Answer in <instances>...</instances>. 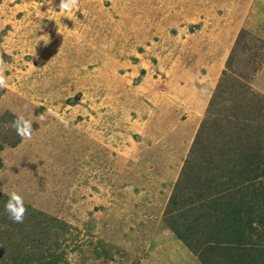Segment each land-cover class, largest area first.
<instances>
[{
	"label": "rangeland",
	"instance_id": "rangeland-1",
	"mask_svg": "<svg viewBox=\"0 0 264 264\" xmlns=\"http://www.w3.org/2000/svg\"><path fill=\"white\" fill-rule=\"evenodd\" d=\"M59 4L0 0V264L44 251L56 264H201L165 213L196 217L212 179L205 211L239 194L256 213L246 241L264 249V0ZM17 116L31 140L10 126ZM12 192L27 209L19 230ZM206 224L194 234L208 241ZM34 237L47 241L31 262L18 255Z\"/></svg>",
	"mask_w": 264,
	"mask_h": 264
},
{
	"label": "trees",
	"instance_id": "trees-1",
	"mask_svg": "<svg viewBox=\"0 0 264 264\" xmlns=\"http://www.w3.org/2000/svg\"><path fill=\"white\" fill-rule=\"evenodd\" d=\"M239 159L241 160L242 158ZM232 161L233 162L231 167L233 168L235 167L233 165L237 163V160ZM253 162H251L250 164L252 165ZM219 164H216L214 170L218 171L219 168L221 169ZM184 177L186 178V174ZM232 180L235 179L233 178L231 179V181ZM245 180L251 181V179L249 178H246ZM209 183L210 185L208 186V188L198 189L203 194L198 193V205H194L191 209L197 210L198 208H202L203 211L198 213L196 217H192V215L187 216L185 213L181 212L173 216L172 214H174V212L178 210L170 211L169 209V211L165 213V222L168 228L174 233L175 237L185 245V247L196 257V259L201 264H264L263 247L254 246L253 244L248 243L251 241H246L247 221H244V214L246 216L249 213L255 215L256 213H251V210H243L239 207L242 204L243 200L242 196L240 197L239 194L235 197L231 196L226 203L224 202L225 206L221 208L217 205L220 204L217 203L218 200L212 201L209 205L210 207H212L211 210L213 211L210 210V212H206L204 206L205 202L208 201V199L206 198L207 195L205 196V194H210L212 192L218 193V188L220 184H222L220 181H217V179H212V182H208L206 184ZM253 184L254 183L250 184V202L254 201L255 195L258 193L257 187ZM182 192L183 191H180L179 189V183H177L168 201L169 208H178L180 204L179 199L182 195ZM168 214L171 217H168ZM248 217L249 215L247 216V218ZM187 220L189 221L187 222ZM42 221L49 223L54 220H52L50 217H44ZM47 223L45 225H47ZM205 223H207L206 225L209 228V232L211 231L208 237H206L208 241H205L203 239L200 240L194 234L195 229L198 230V228L196 227L204 226ZM36 225L37 224L34 223V225H32V229L35 230ZM38 225L40 224L38 223ZM12 227L15 230H19L18 226L15 223L12 224ZM41 227L43 228L42 230H45L46 232V228L40 225V228ZM35 241V237L30 241L27 240V244L29 243L28 248L20 246L18 256L22 258L26 257L28 258V260L31 261L35 256L33 255L35 254V251H32L35 246L36 249H41L44 251L43 248H45L44 246L46 245L47 237H44L43 243L41 241ZM44 253L46 254V251H44ZM45 254L40 255L38 257H34L36 258L34 259L36 264H56L60 262L59 259H48L46 257L47 255Z\"/></svg>",
	"mask_w": 264,
	"mask_h": 264
},
{
	"label": "clouds",
	"instance_id": "clouds-1",
	"mask_svg": "<svg viewBox=\"0 0 264 264\" xmlns=\"http://www.w3.org/2000/svg\"><path fill=\"white\" fill-rule=\"evenodd\" d=\"M49 9L48 11H54L52 7V0H48ZM79 0H60L59 10L61 13H70L73 9L78 10ZM47 13H41V15H46ZM4 62L0 60V65ZM7 86V79L3 74V69L0 68V89ZM48 112L51 114L52 109L49 108ZM38 119L44 120V114H41ZM67 123L65 121H61ZM12 128L15 129L16 134L21 137L22 140H31L33 137V128L30 120L25 119L23 116H17L10 124ZM5 211L8 213L9 218L14 223H23L25 213L27 209L24 206L23 198L16 192H12L9 196L7 203L5 204Z\"/></svg>",
	"mask_w": 264,
	"mask_h": 264
}]
</instances>
